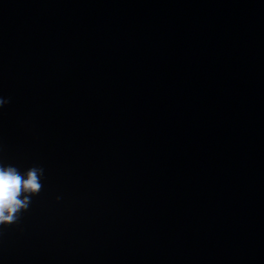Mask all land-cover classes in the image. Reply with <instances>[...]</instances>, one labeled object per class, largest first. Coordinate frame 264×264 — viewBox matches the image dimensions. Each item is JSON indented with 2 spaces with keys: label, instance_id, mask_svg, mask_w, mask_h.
<instances>
[{
  "label": "water",
  "instance_id": "1",
  "mask_svg": "<svg viewBox=\"0 0 264 264\" xmlns=\"http://www.w3.org/2000/svg\"><path fill=\"white\" fill-rule=\"evenodd\" d=\"M0 164V264H264V0H0Z\"/></svg>",
  "mask_w": 264,
  "mask_h": 264
},
{
  "label": "clouds",
  "instance_id": "2",
  "mask_svg": "<svg viewBox=\"0 0 264 264\" xmlns=\"http://www.w3.org/2000/svg\"><path fill=\"white\" fill-rule=\"evenodd\" d=\"M38 171L31 168L21 173L14 166L0 164V223L13 221L27 207L29 194L39 191Z\"/></svg>",
  "mask_w": 264,
  "mask_h": 264
}]
</instances>
